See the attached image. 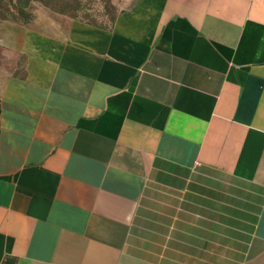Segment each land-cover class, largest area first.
I'll use <instances>...</instances> for the list:
<instances>
[{"label":"crops","instance_id":"obj_1","mask_svg":"<svg viewBox=\"0 0 264 264\" xmlns=\"http://www.w3.org/2000/svg\"><path fill=\"white\" fill-rule=\"evenodd\" d=\"M67 23L0 35V264H264V0Z\"/></svg>","mask_w":264,"mask_h":264},{"label":"rangeland","instance_id":"obj_2","mask_svg":"<svg viewBox=\"0 0 264 264\" xmlns=\"http://www.w3.org/2000/svg\"><path fill=\"white\" fill-rule=\"evenodd\" d=\"M126 0H2L0 35L28 28H65L70 20H84L99 25H111ZM57 2V3H56ZM2 40L0 38V45ZM12 61L0 47V67ZM6 62V63H5ZM11 63V65H10ZM14 70L21 66L10 62ZM19 70V69H17Z\"/></svg>","mask_w":264,"mask_h":264},{"label":"trees","instance_id":"obj_3","mask_svg":"<svg viewBox=\"0 0 264 264\" xmlns=\"http://www.w3.org/2000/svg\"><path fill=\"white\" fill-rule=\"evenodd\" d=\"M42 2H44V3H46L48 6H51V4L50 3H47V2H45V0H41ZM1 2H2V0H0V6H1ZM57 3V2H56Z\"/></svg>","mask_w":264,"mask_h":264}]
</instances>
